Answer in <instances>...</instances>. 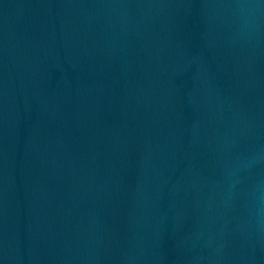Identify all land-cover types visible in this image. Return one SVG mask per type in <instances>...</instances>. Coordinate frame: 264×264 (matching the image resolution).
Masks as SVG:
<instances>
[{"label": "water", "instance_id": "95a60500", "mask_svg": "<svg viewBox=\"0 0 264 264\" xmlns=\"http://www.w3.org/2000/svg\"><path fill=\"white\" fill-rule=\"evenodd\" d=\"M0 264H264V0H0Z\"/></svg>", "mask_w": 264, "mask_h": 264}]
</instances>
